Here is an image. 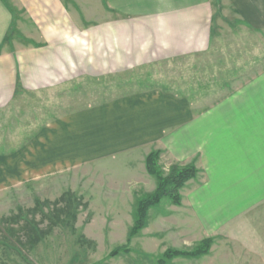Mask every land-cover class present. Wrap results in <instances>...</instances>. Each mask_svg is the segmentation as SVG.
<instances>
[{
  "label": "crops",
  "instance_id": "0c3cea01",
  "mask_svg": "<svg viewBox=\"0 0 264 264\" xmlns=\"http://www.w3.org/2000/svg\"><path fill=\"white\" fill-rule=\"evenodd\" d=\"M108 1L102 11L101 0H0V114L17 112L24 94L69 98L76 87L97 98L90 103L82 94L76 109L63 100V113L20 147L0 151V189L90 163L109 164L111 176L128 185L133 179L124 177H152L146 158L158 150L169 166L198 169L181 189L178 207L189 210L192 228L179 248L212 239L207 254L172 263L264 264V218L242 216L264 208V72L253 89L243 83L216 103L198 102L176 83H135L136 71L210 51L213 0ZM222 1L246 12L245 0ZM252 1L259 7L248 17L256 26L264 0ZM14 24L25 35L6 43Z\"/></svg>",
  "mask_w": 264,
  "mask_h": 264
},
{
  "label": "rangeland",
  "instance_id": "374dc122",
  "mask_svg": "<svg viewBox=\"0 0 264 264\" xmlns=\"http://www.w3.org/2000/svg\"><path fill=\"white\" fill-rule=\"evenodd\" d=\"M71 2L76 6L75 0ZM242 2L246 12L231 2L213 0L214 43L207 54L174 66L136 71L131 80L176 83L182 92L197 94L193 99L209 103L244 86L253 89L254 77L264 72V1L260 2L261 20L256 26L248 15L259 4ZM101 6L102 11L110 10L108 0H101ZM18 33L14 24L5 42L12 44L16 36L21 40L25 34ZM69 92V98L62 96L63 91L24 94L17 112L0 114V151L20 147L63 113V100L70 103L68 108L76 109L86 98L82 94L89 96L90 103L97 99L92 90L71 87ZM249 99L253 104V98ZM159 164L165 173L172 165L162 154ZM109 170V164L90 163L0 189V264H159L167 250L192 251L199 246L179 248L188 241L184 236L192 228L189 210L168 199L150 208L146 226L132 235L137 202L156 189L157 180L134 175L123 178L124 182L133 179L125 185L121 176H111ZM242 216L264 218V208L249 209ZM244 224H239L237 231H245ZM200 233L198 228L197 235ZM121 247L131 252L113 255ZM179 257L166 264H189L180 259L172 263Z\"/></svg>",
  "mask_w": 264,
  "mask_h": 264
},
{
  "label": "trees",
  "instance_id": "16d2710c",
  "mask_svg": "<svg viewBox=\"0 0 264 264\" xmlns=\"http://www.w3.org/2000/svg\"><path fill=\"white\" fill-rule=\"evenodd\" d=\"M160 154V151L154 150L150 152L146 158L147 172L156 178L157 185L156 189L151 194L138 200L132 235H135L146 226L149 209L159 205L164 199H168L172 204L181 205V189L190 179L195 178L198 173V169L194 164H172L169 171L165 173L159 164ZM211 243L212 239L209 238L204 240L192 251L167 250L163 257L159 259V264H165L167 260L179 256L198 257L207 254ZM120 252L129 253L131 250L127 247H121L116 249L113 255Z\"/></svg>",
  "mask_w": 264,
  "mask_h": 264
}]
</instances>
